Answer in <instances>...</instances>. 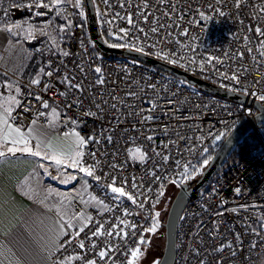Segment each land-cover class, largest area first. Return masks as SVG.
Listing matches in <instances>:
<instances>
[{"label": "built area", "instance_id": "1", "mask_svg": "<svg viewBox=\"0 0 264 264\" xmlns=\"http://www.w3.org/2000/svg\"><path fill=\"white\" fill-rule=\"evenodd\" d=\"M145 3L147 8L144 7ZM216 7L221 8L225 16H220L214 10ZM94 9L98 29L107 44H127L128 47L116 48L130 50L132 47H142L144 52L149 53L147 56L215 86L221 87L223 84L225 87L221 88L224 90L239 89L231 92L253 101H260L257 96L264 94V58L257 51L261 37L255 33L256 27L264 29V0H243L239 8L236 7V0H222L219 5L216 0H108L107 4L104 0H95ZM34 11L31 14L35 18H44L40 23L48 21L45 19L48 15L35 16ZM38 11L44 12L45 9ZM199 11L212 16V19L201 21ZM77 15L78 9L69 5L65 13L67 18H63L67 23L71 21V30H66L63 36L50 32L52 48L46 52V70H49L48 61H51L52 70L59 69L54 71L51 78L41 76L40 85H32L31 74L5 73L19 84L23 93L18 97L21 106L13 113L17 117L16 125L24 128L36 119L37 125L48 126L51 110L56 108L59 113L56 117L58 134L70 133L75 128L81 136H95L99 140L98 144L90 142L87 145L83 160L86 164L99 161L96 174L102 178L105 173L108 174L107 180L102 179L101 183H110L115 176L117 186H120L121 181L127 178V190L132 191L131 183L135 177L137 185L144 186L141 191L146 192L148 187H152L153 192H156L159 182L149 175L151 171H156L161 177L178 179L176 173L182 171L184 163L201 161L202 155L207 156L215 151L226 137L213 144L209 133L233 130L241 121L249 120L256 114L252 105L211 95L141 62L94 53L92 42H88L81 26L75 22ZM128 16L132 18V25L127 22ZM193 20L198 21V24H192ZM153 27L158 28L159 32H151ZM140 28L144 29L143 33L139 31ZM120 29H127L128 35L125 37ZM183 30L188 31L187 36L181 35ZM109 32L113 35L109 36ZM51 37H56L59 48L53 45ZM245 37L249 38L248 42H245ZM192 46L196 48L195 63L188 59L193 55ZM61 50L69 52V55L63 56ZM156 52H161L162 56L168 53L169 59L176 63L158 58ZM240 53H243V58ZM209 55L220 58L222 63L213 60L211 66L205 64L204 70H201L200 61L206 60ZM31 64L29 62L28 67ZM95 67L102 69L100 75L105 80L103 85L96 83L98 74L94 72ZM221 72L229 75L238 73L241 83L235 84L223 78ZM65 75L70 79L74 77L73 83L83 82L84 92L71 90L62 83ZM44 84L49 85L46 91L43 90ZM245 88L248 95L244 94ZM61 92L65 95H60ZM129 92L136 95L129 97ZM36 95L48 102V109L41 107V102L35 99ZM113 97L117 100L113 101ZM76 99L82 100V104L77 106L74 103ZM104 100L108 104H102L103 111H99L95 105ZM147 101L157 105L151 112L148 111L151 105ZM113 102H117V109L111 108ZM69 103L73 106L67 107ZM25 106L30 111L24 112ZM86 111L96 115L86 116ZM39 112L45 115L37 118ZM149 115L153 119L144 121L143 117ZM71 121L77 124L74 126ZM149 135L154 137L152 141L147 140ZM107 136L112 137L111 143L107 141ZM135 146L148 154L146 162L141 163L129 156L128 149ZM203 147L209 151L200 155ZM189 148L195 151L189 152ZM153 150L162 155L156 156ZM92 152L96 153L95 160L89 155ZM163 155L170 156L167 164L163 163ZM176 161H180L179 168ZM113 164L118 167L113 168ZM164 183L166 186L169 184L167 180ZM89 184V193L105 198V202L110 205L115 203L105 197L104 190L95 180L92 179ZM236 187L241 188L240 195L233 191ZM150 204L151 201L145 208H150ZM241 205L257 207L245 210ZM127 206L132 207L130 202H127ZM71 209L74 213L86 210L94 219L100 220H114L116 215L122 216V209L101 216L94 207L83 208L77 199L71 202ZM232 209H236V212ZM257 216H264V123L252 125L250 132L232 149L206 187L186 204L176 227L173 264H264V229L257 224ZM126 219L139 225L150 223L144 219L143 213ZM249 225L260 231L261 236L254 235ZM68 239V236H64L60 242ZM78 242L76 240L68 246L67 252L55 253L54 259L72 252L78 254ZM228 243L232 244V248L227 247ZM253 243L256 244L255 248H252ZM222 245L224 250L217 251ZM123 259L122 254H116V264H120Z\"/></svg>", "mask_w": 264, "mask_h": 264}, {"label": "snow or ice", "instance_id": "2", "mask_svg": "<svg viewBox=\"0 0 264 264\" xmlns=\"http://www.w3.org/2000/svg\"><path fill=\"white\" fill-rule=\"evenodd\" d=\"M91 3H95V0H89ZM163 2V0H161ZM222 0H216V4H221ZM243 0H236V7L239 8ZM104 3H108V0H104ZM71 5L73 8L80 9L79 16L81 18H85V13L83 11L84 7V0H30V3L27 5H17L13 4L10 7L13 8H21L26 7L29 11H36L33 12L35 16H47L49 13H55L56 17L65 16L66 10L68 6ZM123 7V4H121ZM144 7L147 8V3L144 4ZM211 7V6H210ZM39 9H45L44 12L38 11ZM220 16H225V12L221 10V8L216 7L214 9ZM264 11V9H262ZM8 9H4L3 14L7 15ZM119 16V13L116 14ZM166 15L170 17V14L166 13ZM199 17L201 21H209L212 19V16L205 15L203 11H199ZM65 18H67L65 16ZM145 22H147V16L144 17ZM182 19V17H181ZM127 22L129 25H132V18L131 16L127 17ZM192 24H198V21L193 20ZM27 25V27H25ZM52 25V19H49L48 23L45 24L43 27H37L27 20L23 22H15L12 25H7L3 31L12 34V35H19L21 32L24 33L25 38L31 40L35 39L37 32L41 35L50 36L51 34L47 31V29ZM14 29L16 31H14ZM66 30H71V21L69 20L67 25H62L59 27L58 31L60 33L65 32ZM251 31V29H249ZM124 36L128 35L127 29H120ZM140 32H144L143 28L139 29ZM151 32L158 33L159 29L153 27ZM255 33L257 36L261 37L259 41V45L257 51L259 52V56L264 58V29L261 27L255 28ZM109 36H112L113 33L109 32ZM182 36H187L188 31L183 30L181 32ZM122 37H116V39H121ZM53 45L59 48V43L56 37H51ZM245 42L249 41L248 37H245ZM159 42V41H157ZM179 43V41H177ZM109 47H128L127 44H114L109 43ZM153 46V45H150ZM183 47V45H181ZM132 50L137 52H143L145 55H149V53L144 52L142 47H132ZM249 52L252 51L251 48L248 49ZM193 55L188 57L189 61L195 63V53L196 48L192 46ZM61 54L65 57L69 55V52L61 50ZM155 55L158 58H163L167 60L169 63L175 64L176 61L169 59V54L164 53L163 56L161 52H156ZM174 55V53H173ZM240 57L243 58V53H240ZM184 59V57H181ZM255 60V57L253 58ZM213 60L217 63H222V60L218 57H213L209 55L206 60L202 59L200 61V68L204 70L205 64L212 65ZM48 69L46 70L44 67H40L37 73L36 78L31 80L32 85H40L41 76H46L51 78L54 74V71H59V69L52 70L51 69V61H48ZM81 72L84 71L83 68L80 69ZM246 71V69H245ZM94 72L98 74V79L96 83L103 85L105 80L102 75L101 67H95ZM221 76L226 79H230L235 84H240V75L236 72H233L231 75L225 72H221ZM75 78H69L65 75L62 78V83H65L67 87L71 90H75L76 92L83 93L84 88L82 86L83 82L80 83H73ZM7 89L11 90L13 87L15 88V95H8L0 99V158L6 157L8 155L15 156L17 153L25 154L31 156L33 158H37L39 161H50L52 165L55 166L57 173H61L63 169L72 168L75 170L76 174L71 176V179L75 180L78 178L83 180L81 185V190L77 193L80 197V202L87 207H94L98 210V214L103 216L104 213H113L115 209H122V216L116 215L115 219H94V217L89 214L86 210L81 211L79 213L70 212L67 210L64 201L67 200V197H64L59 205L57 206V215L60 217L59 220L56 222L57 227L53 228L51 231L53 233L50 244L45 248L47 253L45 259L53 260V264H73V262H77V264H116L115 256L116 254H122L124 259L120 261V264H140V260L144 255L147 247L151 244V240L146 238L145 234H151L155 236L158 232L160 227L159 224V217L160 212L155 211L157 204L160 202V198L164 196L165 190V183L164 181L167 180L168 183L175 185L176 187H181L187 181L195 179L197 175H200L203 168L207 167L212 160L211 155L203 156L202 154L208 153L209 149L207 147H203L200 151V155H202L201 161H188L183 164L182 171H178L176 173V177L171 176H164L161 177L157 174L156 171H151L149 175H151L156 181L159 182V188L156 192H153L152 187H148L145 191H141L143 189V184L137 185L136 178L133 177L131 183L132 191H128V180L124 178L121 181L120 186H117V178L115 176L112 177L110 183H101L102 179L107 180V173L104 174L102 178L100 175L96 174V170L99 166V161L95 164H86L83 160L85 156L84 149L90 142L99 143V140L95 136H89L87 138L80 135L79 132L73 131L71 133H65V137L71 135L75 137V148L71 152L64 151L62 149H58L53 145L51 141H48L43 138V133H38L34 135L36 131L35 125L37 123L36 119H33L32 125L27 131H24L22 126L16 125L17 117L13 115L16 108L21 106V100L18 97L22 96L23 93L21 92V88L19 84L13 85L12 83H5L4 85ZM221 87H225V85L221 84ZM49 87L48 84H44L43 90H47ZM150 87H154L150 85ZM239 89L229 88V91H238ZM31 94V93H29ZM244 94L248 95V91L245 88ZM256 95V93H252ZM60 95H65V93L61 92ZM136 93L129 92L128 96L132 97L135 96ZM257 98L264 102V94L258 95ZM35 99L41 102V107L44 109L49 108V104L46 100H43L40 95H36ZM117 98L113 97V101H116ZM74 103L79 106L82 104V100L76 99ZM151 105L148 111H153L157 105L153 101H147ZM171 103V101H169ZM103 105H107L108 101L104 100L100 103H97L95 106L99 111H103ZM72 103H69L67 107H72ZM111 108L117 109V102H113ZM24 112L30 111L28 107L23 108ZM143 111V109H141ZM139 114V113H137ZM44 112H39L37 118L39 116H44ZM51 115L53 117H58L59 113L57 112L56 108H52ZM86 116H95L96 113L93 112H84ZM153 119L152 116H145L143 117L144 121H151ZM71 123L75 126L77 124L76 121H71ZM232 130L229 129L228 132L225 131H218L215 134L209 133L211 136L213 144L217 141H220L225 136H231ZM147 140L152 141L154 137L149 135L146 137ZM107 141L109 143L112 142V137L107 136ZM33 140H35V145L33 146ZM202 142V138H201ZM166 147V145H165ZM155 152V150H153ZM189 152H194L195 150L192 148L188 149ZM129 156L133 160H139L141 163H144L148 159V154L141 149L139 146H135L133 148L128 149ZM93 160H95L96 153L92 152L89 154ZM156 156H161L160 152H155ZM170 159L169 155H163L162 160L164 164H167ZM176 165L180 167V161H176ZM40 167L45 169V172L48 171V168L44 164H40ZM113 168L118 167L117 165L113 164ZM191 169V171H190ZM82 174V175H80ZM92 178L96 181L97 185H99L102 190L105 192V197L111 199L115 203L110 205L109 203L105 202V198L98 197L97 195H92L88 192L89 184L88 179ZM233 191L237 194H241V188L236 187ZM50 193V190H49ZM84 193H88V198L84 199ZM147 193H152L153 195H147ZM143 196L141 200L140 197ZM151 201L150 208H145L146 204H149ZM127 202H130L132 207L127 206ZM69 205H71V201H69ZM241 208L247 210L249 207L256 208V205H241ZM51 210V209H50ZM231 211L236 212V209H232ZM144 214V219L146 221H150V223L139 225L137 222L130 221L126 219L127 217L134 216V215H141ZM223 213H221L222 215ZM257 224L261 229H264V216H257L256 217ZM251 231L256 236H261V232L258 231L256 228H253L249 225ZM139 228V232L137 229ZM88 229V231H86ZM72 230V231H68ZM84 234V237L81 238V234ZM64 236H68L69 239L64 241L63 243L60 242L61 238ZM78 240V244L76 247L80 249V252L77 253H68L67 255H62L60 258L55 257V253L57 252H67L68 246L73 245V242ZM86 241L88 242L86 244ZM114 241H118L114 243ZM227 247L232 248V244L228 243ZM256 244H252V248H255ZM143 249V250H142ZM224 250V246L222 245L217 251L222 252ZM92 253L89 256V253ZM235 255V252L232 253ZM153 264H160V260L156 259L153 261Z\"/></svg>", "mask_w": 264, "mask_h": 264}, {"label": "crops", "instance_id": "3", "mask_svg": "<svg viewBox=\"0 0 264 264\" xmlns=\"http://www.w3.org/2000/svg\"><path fill=\"white\" fill-rule=\"evenodd\" d=\"M53 14L49 13L48 16ZM14 39L0 28V99L15 95L14 87L9 90L4 86L11 82L6 73L31 74L34 79L40 67L46 69V62L38 63L36 56L30 58L33 62L28 67L27 59L32 54L29 48L32 47L30 45L26 49L21 40ZM12 84L16 85L13 81ZM30 127L33 125L23 130L27 131ZM35 129L34 135L43 133V138L58 149L67 152L74 150L75 137H65V134L56 132V117H50L48 126L36 124ZM32 143L34 146L35 140ZM41 163L48 168L47 172L40 167ZM71 169L66 168L57 173L50 161H39L21 153L0 158V264H51V260L45 259V248L49 246L53 235L51 230L57 227L56 222L60 218L57 206L67 196L71 198L70 201L78 198L80 202L77 193L82 184L66 191L71 187L61 183L63 176H72L68 173ZM58 180L61 182L57 183ZM64 204L68 210V200Z\"/></svg>", "mask_w": 264, "mask_h": 264}, {"label": "water", "instance_id": "4", "mask_svg": "<svg viewBox=\"0 0 264 264\" xmlns=\"http://www.w3.org/2000/svg\"><path fill=\"white\" fill-rule=\"evenodd\" d=\"M84 11L90 41L99 53L113 57L119 56L129 58L141 62L193 85L206 93L229 99L240 104L252 105L256 110V114L253 118L241 121L232 130L231 136H226L224 138L218 148L214 151L210 164L203 169L201 175L197 179L179 187L174 195L163 224L164 245L159 258L160 264H173L175 258L176 227L182 211L184 210L186 204L191 199L195 198L198 192L206 187L207 183L213 178L228 158L232 149L250 132L252 125L264 123V104L260 101L247 99L243 95L224 90L221 87L205 82L187 72L173 67L172 65L166 64L142 53L130 49L109 47L100 36L95 16L94 3L89 2V0H84Z\"/></svg>", "mask_w": 264, "mask_h": 264}, {"label": "rangeland", "instance_id": "5", "mask_svg": "<svg viewBox=\"0 0 264 264\" xmlns=\"http://www.w3.org/2000/svg\"><path fill=\"white\" fill-rule=\"evenodd\" d=\"M13 4L23 6V5H27L28 3L25 1L19 2L17 0H1L0 1V28L4 29L7 25H12L15 22H23L25 20H27L29 23H31V24H33L39 28V27H43L45 24H47L49 19H52V25L47 29V31L49 33L51 32L52 34H56L58 36H63L64 32L60 33L58 31L60 26L67 25V22L64 20L63 16L56 17L55 13H54L53 16H50V17L48 16L45 18L48 21H46L45 23H40V21H42L44 18H42V17L41 18H35L31 13L29 14V16H27V15H25L26 14L25 12H27V10H26L27 8L23 7V9H21V8L10 7ZM4 9H8L7 15L3 14ZM15 10L16 11L19 10L18 12L21 15H23L19 20L14 19L13 14L15 13ZM79 11H80V9H78V15H77V18L75 20L76 23L78 21L80 22V20L82 19L79 16ZM25 27H27V25H25ZM14 31H16V30L14 29ZM9 35H10V37H14L15 38L14 40H16V41H17V39L21 40L23 42V45L25 44L26 49L31 45L32 48H29L30 49L29 52L32 54H31V56L29 55L27 61L33 62L32 59H30V58L36 56L37 57L36 60L38 61V63H40L41 61H42L41 62L42 64L44 63L46 52L51 47L50 42H49V36L41 35L39 32H37L36 38L29 40V39L25 38V35L23 32H21L19 35H12V34H9ZM26 49H25V51H26ZM8 79H10V81H11V82H9V81L8 82L12 83V79L11 78H8ZM191 86L195 87L193 85H191ZM68 173H71L72 175L76 174L74 169L69 170ZM80 175H82V174H80ZM200 175H197L195 177V179H197ZM86 179H88V181L92 180V178H86ZM195 179L189 180L186 183H189ZM61 181L58 180L57 183L61 182L62 185L67 184V186L69 185L71 187V188H67L66 191L74 190V188H73L74 186H77L78 184L83 183V180L80 179L79 176L77 179L73 180V179H71L70 175L63 176ZM68 182H69V184H68ZM178 188L179 187H176L175 185H172L170 183L165 187L164 196L160 198V202H159V204H157L156 209H155V211L160 212V217H159L160 227H159L158 232L155 236H152L151 234L146 235V238L151 240V244L147 247V250L145 251L144 255L142 256V258L140 260V264H153L154 260H156V259L159 260L161 253H162V250H163V245H164V227H163V224L165 222L166 214H167L168 208L170 206V203H171L174 195L176 194ZM84 194H83L84 199H87L88 194L87 193H84ZM69 196H72V195H69ZM67 198H68L67 200L69 202L71 198H69L68 196H67ZM74 199H78V198H74ZM74 199H72L71 202ZM81 205L83 206V208H85V205L83 203H81ZM87 208H85V209H87ZM68 211L72 212L71 205H68Z\"/></svg>", "mask_w": 264, "mask_h": 264}, {"label": "trees", "instance_id": "6", "mask_svg": "<svg viewBox=\"0 0 264 264\" xmlns=\"http://www.w3.org/2000/svg\"><path fill=\"white\" fill-rule=\"evenodd\" d=\"M0 1H1V0H0ZM17 1L22 2V0H17ZM27 3H30V0H28ZM25 8H26V7H25ZM26 10H27V12H25V13H26L25 15L29 16V14L31 13V11H29L28 9H26ZM18 11H19V10H17V11L15 10V13L13 14L15 20H17V19L19 20V19L23 16V15H21ZM83 11H84V7H83ZM16 13H17V14H16ZM84 13H85V11H84ZM77 24L81 26V28H82V30H83L84 37L88 40L89 43H91V42H90L89 35H88V30H87L86 17H85V18H82V19L80 20V22L78 21ZM99 33H100L101 38L103 39L102 33H101L100 31H99ZM91 46H92V50H93L94 53L101 54V53H99V52L94 48V46L92 45V43H91ZM183 82H184V81H183ZM185 83H186V82H185ZM187 84H188V83H187ZM213 153H214V150H213L210 154H208V155H211V157H212ZM201 160H202V159H201ZM146 235H147V234H146Z\"/></svg>", "mask_w": 264, "mask_h": 264}]
</instances>
